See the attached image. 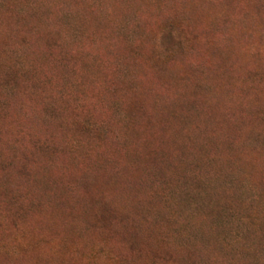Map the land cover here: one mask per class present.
Listing matches in <instances>:
<instances>
[{"label": "rangeland", "instance_id": "obj_1", "mask_svg": "<svg viewBox=\"0 0 264 264\" xmlns=\"http://www.w3.org/2000/svg\"><path fill=\"white\" fill-rule=\"evenodd\" d=\"M0 264H264V0H0Z\"/></svg>", "mask_w": 264, "mask_h": 264}]
</instances>
